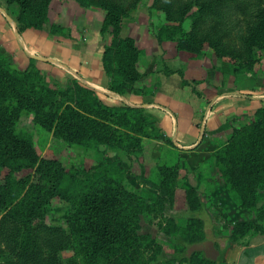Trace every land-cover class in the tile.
I'll return each instance as SVG.
<instances>
[{
	"label": "trees",
	"instance_id": "trees-1",
	"mask_svg": "<svg viewBox=\"0 0 264 264\" xmlns=\"http://www.w3.org/2000/svg\"><path fill=\"white\" fill-rule=\"evenodd\" d=\"M49 1L5 0L15 9L13 19L19 35L38 24L36 18L45 16ZM77 1L81 5L89 2ZM226 1L191 0L173 11L162 7L166 19L179 23L161 26L156 32L158 42L175 39L178 48L199 52L206 44L218 54L224 53L220 51L226 34L221 30L223 18L216 17L212 9L222 8ZM228 3L240 13L237 21L243 24L242 45L264 54V0ZM100 4L105 9L100 35L103 40L107 35L111 37L102 52L103 69L109 77L106 89L121 95L124 85L140 79L138 64L143 51L132 37L121 36L122 10L106 0ZM172 12H176V18L171 17ZM185 18H190L189 29L182 26ZM30 59L28 66L20 69L0 52V264H152L160 246L138 233L139 221L141 216L160 213L173 205L177 163L157 168L156 186L163 194H158L156 201H147L127 187L125 177L130 171L120 159L67 170L57 160L41 158L32 136L17 128L23 114H31L33 122L51 131L53 137L84 152L105 145L127 156L138 155L151 132L144 108L105 104L96 90L76 80L73 89L46 86ZM258 101L261 106L254 112L255 120L234 129L213 158L238 206L255 215L254 221L234 224L229 234L227 246L242 249L238 264L264 262V243L251 247V240L240 242L252 236V230L264 233L257 224L264 218V205L258 207L264 199V99ZM24 170L33 173L23 176L20 172ZM185 194L187 210L193 216L186 217L184 228L171 218L165 232L180 230L181 247L177 252H183L181 259L187 260L184 251L190 246V258L195 261L203 253L195 246L207 239V233L203 220L194 216L202 206L200 198L192 188ZM54 198L69 205L65 227L47 222ZM173 225L175 228H171ZM149 251L152 254L147 257ZM64 252L70 253L66 260L62 259ZM203 260L206 264L221 263L218 258L204 256Z\"/></svg>",
	"mask_w": 264,
	"mask_h": 264
},
{
	"label": "rangeland",
	"instance_id": "rangeland-1",
	"mask_svg": "<svg viewBox=\"0 0 264 264\" xmlns=\"http://www.w3.org/2000/svg\"><path fill=\"white\" fill-rule=\"evenodd\" d=\"M100 1L89 0L87 5H81L77 0H50L45 16L36 18L38 24L19 35L13 19L14 7L0 0V52L20 69H25L32 58L46 86L73 89L76 80L96 90L105 104L144 108L151 134L143 140V150L127 156L105 145H96L84 152L53 137L51 131L33 122L31 114H23L17 128L32 136L41 158L57 160L67 170L120 159L130 171L125 177L127 187L147 201H156V196L163 194L156 186L157 168L177 163L173 205L160 213L141 216L138 233L149 236L160 246L152 264H206L203 253L195 261L190 258V246L184 251L188 259H181L183 252H177L181 247L180 230L166 233L167 223L173 218V223L184 228L186 217L193 216L185 200V190L190 188L196 191L202 204L194 216L203 220L206 233L210 232L218 249L223 250L228 243L234 224L255 220L254 213L241 209L235 195L227 190L213 158L234 129L255 120L254 112L261 106L258 100L264 98V54L242 45L243 24L237 21L240 13L232 10L230 0L223 2L222 8L212 9L216 17L223 18L221 30L226 34L220 51L225 54H218L206 44L199 52L178 48L175 39L158 42L156 32L161 26L179 23L166 19L162 7L173 11L191 0H106L123 12L121 36L132 37L135 46L143 51L138 64L140 79L124 85L121 95L116 94L106 89L109 77L103 69L102 52L111 37L107 35L103 40L100 35L105 12ZM171 17L176 18V12ZM189 25L190 18H185L182 26L189 29ZM32 173L20 172L23 176ZM263 205L264 199L258 207ZM68 213L69 205L54 198L47 222L65 227ZM257 224L264 231V218ZM251 234L240 242L264 238V233L252 230ZM151 254L149 251L146 256ZM69 255L64 252L62 259ZM218 259L220 264L226 263L224 256Z\"/></svg>",
	"mask_w": 264,
	"mask_h": 264
},
{
	"label": "crops",
	"instance_id": "crops-1",
	"mask_svg": "<svg viewBox=\"0 0 264 264\" xmlns=\"http://www.w3.org/2000/svg\"><path fill=\"white\" fill-rule=\"evenodd\" d=\"M259 99H264V98H259ZM189 146H191V144L185 145L182 148L186 149ZM207 239H212L213 242H214V245L216 247V243H215V241L213 239V236L210 234V232L207 233ZM259 243H264V240H261V241H259V239L258 240H253V241H251L250 246L251 247H255V245H257ZM227 245H228V243H226L224 245L223 250H222V247H221V249L217 248L219 250V256H221V255L224 256V260L226 261L227 264H232L233 262L235 264H238L242 249H238V248H235L233 246H227ZM258 264H264V262L260 261Z\"/></svg>",
	"mask_w": 264,
	"mask_h": 264
},
{
	"label": "water",
	"instance_id": "water-1",
	"mask_svg": "<svg viewBox=\"0 0 264 264\" xmlns=\"http://www.w3.org/2000/svg\"><path fill=\"white\" fill-rule=\"evenodd\" d=\"M196 251L203 252L204 256L210 260H217L219 250L215 247L212 239H206L195 246Z\"/></svg>",
	"mask_w": 264,
	"mask_h": 264
}]
</instances>
